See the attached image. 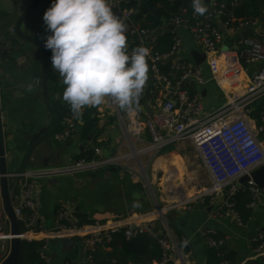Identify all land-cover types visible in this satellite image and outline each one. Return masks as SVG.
Returning <instances> with one entry per match:
<instances>
[{"label": "crops", "instance_id": "obj_1", "mask_svg": "<svg viewBox=\"0 0 264 264\" xmlns=\"http://www.w3.org/2000/svg\"><path fill=\"white\" fill-rule=\"evenodd\" d=\"M1 19L2 16L0 15ZM38 27L39 30L34 32V36L44 42L50 33L47 32L43 20L39 21ZM220 29L223 34L222 43L218 46L212 60L205 61L202 69L200 68L206 83L202 87H197L196 84L190 81L192 84L184 87L189 92L198 95L204 109V116L229 105L243 95L248 86L249 78L256 70L240 63L236 58L235 53L243 40L241 36L243 31L228 33L225 29ZM174 32L181 41L180 57L191 60L189 52L200 50L197 49L186 26H178ZM253 32L254 39L264 41L261 28H253ZM5 38V36L0 37V46H5L8 43ZM7 53L14 54L13 49L0 48V56ZM33 59L36 61L34 69H32V66L29 67L25 58L18 60L19 63L8 60L0 65V103L3 129L7 133L4 136L7 170L11 175L18 173L22 167L31 147L32 137L44 127L47 116L45 108L38 101H34L30 96L19 91V89L23 90L32 86V79L39 76V55L37 53L33 54ZM190 63L194 64L192 60ZM212 66L216 70L215 74L211 73ZM2 83L7 84V90L4 92H2ZM64 88L65 85L62 83V79L58 80L55 72H51L48 97L62 120L65 118L64 112L69 107L62 98ZM161 97V95H154L149 101L153 111L157 110ZM263 106L264 97L253 102L248 109L257 110ZM137 111H141L142 117L146 118L141 108ZM96 112L101 120L97 129H94L91 133L94 136L90 142H87V138L91 134L87 137L80 134V128L84 126V123L76 121L77 130L66 141L57 142L53 137L50 140L52 149L48 148L45 143L38 145L33 150L25 171L58 167L71 163L82 158L83 155H86V152L91 154V148L95 147L102 151L104 157H113L117 153L122 154V151L127 149L130 151L128 145L131 140L123 135L119 124L113 122V119L116 120L114 112L105 104L96 106ZM250 120L254 126H257L252 118ZM77 137H79L78 141L76 140ZM86 142L87 148L81 151L83 144ZM171 152L173 153V150ZM134 153L137 156L140 155V152L136 151L132 153L133 156H135ZM195 158L202 167L197 155ZM186 159L185 154L178 155L176 151L175 155L170 158L169 167L164 164L161 157L154 163L153 170H162L164 172L163 183L171 182V185H173L176 179L181 178L177 169H184ZM34 188L33 198L38 206L36 224L44 232L39 233L37 235L39 237L35 241L43 239L46 241V254L50 259L49 264H89V252L82 245L81 239L69 238V250L61 251L51 239L45 237L46 232L57 227V216L61 209L72 215L75 208H77L79 214L86 216H82L77 220L73 218L74 223L84 226H93L94 224L113 225L115 223H120L122 226L148 225L156 223L159 218L155 202L148 197L146 191L139 185L136 176L127 165L100 169L72 177L44 180L42 184H35ZM176 196V198L169 197V199L182 202L190 198V195L184 190ZM196 198L194 199L195 203L191 201L192 203L187 204L186 207H176L172 210L160 208L163 213L165 212V220L168 227H171L169 231L173 237L175 239L176 236L184 238L187 243L186 246H189L188 252L184 251L185 246L182 250L186 264H206L208 246L203 236V232L206 230L214 231L215 235L223 236L222 240L226 239L225 246L227 249L234 251L238 258L245 256L242 261L238 260L237 264H264V260L254 253L250 243L257 232H264V208L253 209L252 224L247 227H240L235 223L230 212L218 215L216 207L213 205L205 206L203 205L204 202L202 203ZM209 207H211V210L208 212ZM149 218L153 220H149ZM87 223H92V225ZM2 246L3 244L0 243V248ZM182 246L178 245L179 248H182ZM250 250L254 254L249 255Z\"/></svg>", "mask_w": 264, "mask_h": 264}, {"label": "built area", "instance_id": "obj_2", "mask_svg": "<svg viewBox=\"0 0 264 264\" xmlns=\"http://www.w3.org/2000/svg\"><path fill=\"white\" fill-rule=\"evenodd\" d=\"M238 1L233 0L232 4L237 5ZM225 2L226 0H210L208 4H205L209 11L203 16H198L193 11L195 23L192 26L179 19L171 20L168 23L175 25L176 28L185 25L196 46L200 49L199 52L206 56V61L212 60L223 40L222 30L215 25L220 24L219 18L223 15ZM109 3L117 17L125 23L131 21L133 11L118 9V0H109ZM232 23H236L237 27L231 25ZM257 27L262 29L264 35V29L259 23H248L231 17L221 25V28L228 33ZM130 33L137 37L139 45L143 47H145L144 43L147 38L152 36L137 26H132ZM149 50L148 69L151 94L152 96H162L157 110L153 111V117L143 119L135 108L132 112L121 110L111 98H106L104 103L114 112L123 135L131 140L128 145L131 151L129 155L104 157L102 151L95 147L89 156L71 163L11 175V177L19 179L11 203L15 217L19 224L23 225L24 230L21 231L20 235L23 241H35V238L29 236L44 233L36 224L38 206L33 198L35 190L33 181L72 177L108 167L117 168L121 166L119 165L120 162L128 161L134 151L140 152V155L147 152H159L168 145L189 141L211 183L210 188L204 190L196 199L203 203L206 197H210L211 205L216 207V211L219 212L222 209L232 207L229 199L235 195L236 189H238L236 187L238 180L243 176H249L264 165V143L260 140V133L264 131V113L261 116L262 125L254 126L250 120L252 110L248 109L249 105L264 97V41L254 38L242 40L235 53L237 60L251 68L260 64L261 69L260 71L255 70L249 78L248 86L243 95L207 116H204V109L197 94L190 96L187 91L178 89L187 80L192 81L197 87H202L206 83L200 67H196L180 57V39L175 37L173 46L167 54L151 53V49ZM167 59L171 60L172 69L180 73V81L175 85H172L169 78L162 75L158 69V64L164 63ZM211 73H216L213 66ZM146 86L147 83L144 91ZM76 130L77 124L69 118H64L63 127L54 136V139L57 142L66 141ZM137 147L138 149H136ZM243 187H247L252 197L249 207L252 209L264 208V189H259L251 181ZM189 203L191 202H187V204ZM229 212L235 223L243 227L238 217L231 211ZM156 222L161 223V231L156 229L155 222L136 226H122L120 223L80 226L74 223L72 215L61 209L57 216V227L55 228L59 232L55 234L51 230L45 233V237L47 239L54 237L81 239L82 245L89 252L88 262L93 264L91 253L103 241H108L111 234L123 231L127 239L148 234L158 239L162 249V258L157 264H186L182 254L184 246L187 245L185 239L182 238L183 246L179 248L176 239L169 231L165 216L158 218ZM203 236L208 247L219 248L226 244V239L220 241L213 239L214 231L206 230L203 232ZM11 238L8 230V219L0 208V243L4 245ZM253 243H261L253 251L264 260L263 236L258 233L257 237L251 241V244ZM39 257L43 264H49L50 259L46 254V245L39 251ZM111 264L115 263L112 262Z\"/></svg>", "mask_w": 264, "mask_h": 264}, {"label": "clouds", "instance_id": "obj_3", "mask_svg": "<svg viewBox=\"0 0 264 264\" xmlns=\"http://www.w3.org/2000/svg\"><path fill=\"white\" fill-rule=\"evenodd\" d=\"M191 6L198 16L209 11L204 0H191ZM42 20L50 33L44 47L65 85L62 98L73 118L82 121L85 108L106 98L132 112L148 80L150 50L138 46L129 53L127 25L109 0H52Z\"/></svg>", "mask_w": 264, "mask_h": 264}, {"label": "trees", "instance_id": "obj_4", "mask_svg": "<svg viewBox=\"0 0 264 264\" xmlns=\"http://www.w3.org/2000/svg\"><path fill=\"white\" fill-rule=\"evenodd\" d=\"M118 9L131 10V21L127 25V41L128 51L140 46L137 37L130 33L132 26H137L141 30L147 31L149 34H154L158 29L168 24L171 20L179 19L183 23L192 26L195 23L193 17V9L191 0H118ZM233 0H226L223 9V15L220 16V25L224 24L229 18L235 20H243L248 23H259L264 29V0H249L245 2L239 0L237 5H233ZM142 4V6H140ZM237 27L236 23H232ZM219 27L218 25H215ZM176 33L164 32L154 38L152 42L144 43V46L151 49V53L167 54L173 46ZM149 66V60H148ZM159 72L169 78L172 85L180 81V73L172 69V63L158 64ZM148 71V78H149ZM148 83V80L147 82ZM182 90L187 91L190 96H195L194 92H189L184 87ZM264 113V106L261 109L252 110L250 118H252L257 126H261V116ZM64 117L73 120L76 119L70 111V106L64 112ZM100 116L96 112V107H90L84 110L82 122L84 126L80 129V134L83 137L89 136L100 122ZM264 126V124H263ZM95 143V142H94ZM83 155L82 158L90 154ZM81 159V158H79ZM77 159V160H79ZM210 197L204 199L203 205H211ZM232 204L231 208H225L219 211L218 215L227 214L231 211L238 217L239 222L243 227L249 226L253 221V209L250 208L252 197L247 187L236 189L235 195L229 199ZM27 215V214H26ZM65 225H69L64 223ZM88 225L92 223H87ZM171 229V227H168ZM23 225L20 224V231L23 232ZM173 230V229H172ZM263 236L264 232H258ZM176 234V233H174ZM213 239L220 241L223 239L221 235L213 236ZM178 245H183L182 238L176 236ZM261 243L251 244V248H257ZM46 245L45 240L41 241H23L20 248L19 264H43L39 257V251ZM93 264H157L162 258V249L158 243V239L148 234L136 236L135 238L127 239L123 231L110 235L108 241H103L97 246L95 251L91 253ZM237 254L234 251L223 247H208L206 253V264H236Z\"/></svg>", "mask_w": 264, "mask_h": 264}, {"label": "water", "instance_id": "obj_5", "mask_svg": "<svg viewBox=\"0 0 264 264\" xmlns=\"http://www.w3.org/2000/svg\"><path fill=\"white\" fill-rule=\"evenodd\" d=\"M205 4H208L210 0H204ZM248 2L249 0H243ZM52 0H0V37L5 36L8 43L0 48H6L8 50L13 49L14 54L7 53L0 56V65L4 64L8 60L16 61L25 58L28 61L29 67L32 69L36 66V61L33 59V54L37 53L40 59V73L39 76L32 79V86L26 87L25 89H19L20 92L30 96L34 101H38L46 110L47 116L44 122V127L35 133L32 137L31 147L26 155L25 161L16 174L23 173L26 169V165L30 159L33 150L40 144L45 143L48 148H51L50 140L58 133L63 127L62 117L56 112L52 106L48 97V85L49 76L51 72H55L57 79L61 80L57 71L51 67V51L45 49L44 42L39 38L35 37L34 32L39 30L38 23L42 20L43 13L51 6ZM142 6V4L140 5ZM221 28V25L218 24ZM176 30V26L173 24H166L165 26L158 29L151 37L147 38V42H152L154 38L158 37L164 32L173 33ZM243 39L254 38L253 29L248 28L241 32ZM13 43V44H12ZM20 54V55H17ZM19 56V57H18ZM189 56L196 67L202 66L206 61V56L197 50H191ZM170 59H167L165 63H170ZM257 71H260L261 65L255 66ZM149 71V69H148ZM148 79V85L144 91V94L135 103V106L141 108L147 118H152L154 115L153 110L149 105L151 101V85ZM192 84L190 81L182 83L178 89H182L186 85ZM7 90V84L2 83V92ZM1 96V91H0ZM64 104V103H63ZM3 123H2V112L0 103V196L1 206L3 213L8 219V230L12 237L10 241L5 242L3 247L0 248V264H19L20 248L23 240L20 238V224L13 213L12 208V197L18 186L19 179L17 177H11V174L7 170V160L5 152V136ZM91 134L87 138V142H90L93 138ZM79 140V137L76 138ZM87 142L83 144V149L87 148ZM251 181L259 189H264V165L259 169L253 171L249 176L241 177L236 187L240 188L245 186ZM159 211V218H164V214L161 213L160 207L157 206ZM211 207L207 209L209 212ZM82 215L78 213V209L75 208L72 217L77 220ZM156 229L162 230L160 222H156ZM53 233H58V229H53ZM264 231V230H263ZM52 242L57 245L61 251L69 250V241L66 237H54L51 239ZM189 246H185L184 251L188 252Z\"/></svg>", "mask_w": 264, "mask_h": 264}, {"label": "rangeland", "instance_id": "obj_6", "mask_svg": "<svg viewBox=\"0 0 264 264\" xmlns=\"http://www.w3.org/2000/svg\"><path fill=\"white\" fill-rule=\"evenodd\" d=\"M197 49L199 48L197 47ZM184 60L189 63L191 62L189 58ZM202 66L200 67L201 69ZM134 108L136 110L140 109L138 107H134ZM139 113H141V111H139ZM142 118L144 119V117ZM113 122L117 123L115 119H113ZM260 139L263 140L264 143V131L260 133ZM92 145H94V143H92ZM136 149H138V147ZM172 150L173 153L171 152ZM176 151L178 155L185 154L187 156L186 163L184 165L185 171L182 168L177 169V171L180 173L181 178L176 179L173 185H171V182L163 183L164 172L162 170H153V165L156 162V160L162 157L164 164L168 165L169 167L170 158L175 155ZM122 152H123L122 154L117 153L115 156L119 157L121 155H129L131 153V151H129L128 149ZM195 157H196V153L191 143L189 141H185V142L168 145L159 152H150V153L147 152L139 156H137V154H135V156L131 154V158L128 161H124V163L120 162L119 165H127V167H129V169L136 176L139 185L144 189V191H146L148 197H150V199H152L155 202L156 208H158L157 206H159L160 208H167L172 210L176 207L182 208L188 206L187 202L192 201L195 203L194 199L198 195H200L204 190L209 189L211 186L208 177L206 176L204 170L199 165L198 160ZM108 168H113V167H108ZM33 182L35 184H42L44 181H33ZM182 190H184L190 195L189 199H185L182 202H179V200L171 201L169 199V197L176 198L177 197L176 195H179ZM80 226H84V225H80ZM257 234L258 232L251 239V241L257 237ZM248 254L251 255L254 253L252 252V250H250ZM244 258L245 256L239 258L237 256L236 264L238 263V260L242 261Z\"/></svg>", "mask_w": 264, "mask_h": 264}, {"label": "bare ground", "instance_id": "obj_7", "mask_svg": "<svg viewBox=\"0 0 264 264\" xmlns=\"http://www.w3.org/2000/svg\"><path fill=\"white\" fill-rule=\"evenodd\" d=\"M241 75H242V74H241ZM148 79H149V78H148ZM147 85H148V83H147ZM146 87H147V86H146ZM143 94H144V93H143ZM143 94H142V95H143ZM62 122H63V120H62ZM162 179H163V178H162ZM148 185H149V184H148ZM163 186H164V185H163ZM0 197H1V196H0ZM160 210H161V209H160ZM157 211H158V210H157ZM158 213H159V211H158ZM161 213L163 214V211H162V210H161ZM147 220H148V219H147ZM149 220H153V219H152V218H149ZM149 220H148V221H149ZM29 237H32V238H35V239L37 238V239H38L39 236H31V235H30Z\"/></svg>", "mask_w": 264, "mask_h": 264}]
</instances>
